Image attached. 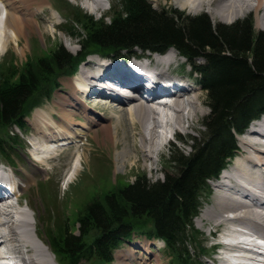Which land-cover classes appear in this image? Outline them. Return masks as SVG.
Instances as JSON below:
<instances>
[{
    "label": "trees",
    "instance_id": "16d2710c",
    "mask_svg": "<svg viewBox=\"0 0 264 264\" xmlns=\"http://www.w3.org/2000/svg\"><path fill=\"white\" fill-rule=\"evenodd\" d=\"M78 30L71 33L80 45L76 57L62 45L39 51L22 68L10 71L0 65V128L20 122L40 98L57 85V78L89 52L104 54L164 51L174 47L188 60L202 58L197 66L206 91L209 114L202 123V138L184 155L171 150L169 174L150 182H134L94 198L76 221L79 236L59 227L50 238L56 255L67 264L82 259L109 261L110 250L136 232L162 239L175 264H193L188 251L192 217L199 195L208 189L206 179L216 175L232 155V130L241 132L264 113V32L253 28L251 16L232 24L212 23L204 13L190 16L176 9L155 10L149 0H120L108 22L75 12ZM8 71V73H7Z\"/></svg>",
    "mask_w": 264,
    "mask_h": 264
},
{
    "label": "bare ground",
    "instance_id": "6f19581e",
    "mask_svg": "<svg viewBox=\"0 0 264 264\" xmlns=\"http://www.w3.org/2000/svg\"><path fill=\"white\" fill-rule=\"evenodd\" d=\"M178 1L181 2V5H185V7H188L192 11L202 6H207L209 7L208 11L213 13V15H218L222 21L225 22L234 19L237 14L247 7L252 8L257 13L262 11L263 13L257 19V25L259 28H264V0ZM0 2V12L3 10L6 15L3 28L0 31L2 51L6 46L13 43L15 46L18 45V50L16 48L15 50L18 51V54H21L24 46L20 47L19 42L22 38H24V40L27 38L29 33L28 28L33 25L31 23L30 25L28 22L34 17L36 20L38 18L42 19L40 21L41 23L45 21L37 11L38 9H32V5H29L34 2L35 5L40 7L39 10H41L45 5L44 0H0ZM91 4H85L84 9L92 12L96 7L100 6L98 0ZM211 4L216 5V8H211ZM36 25H39V22H36ZM147 54L149 53H140L136 54V56ZM175 58L176 53L169 52L166 60H163V68L160 69H167L171 72L175 71L196 82V79L191 76L190 72L184 70L182 62H180L181 64L177 62V66L171 68L175 61L172 60ZM97 61L98 57L91 58L85 62L84 67L91 68V66L97 65ZM165 66L167 68H165ZM97 69L98 68H92L90 70L82 69L76 76L74 75L71 78L65 79L62 82L65 87L60 88L61 93H58L57 98L55 97L53 100L51 109L48 112V117L41 110H36L33 113L35 129L33 127L34 134L32 137L34 136V138L33 142H30V147L35 155L29 157L32 159L30 164L24 161V163H21L20 167L11 166L12 174L23 182V184L19 186L20 193L17 194L14 192V197L18 205L21 204V198L26 195L33 182L36 183L37 180H43L47 175L54 176L59 173L57 171L55 174H51L52 170L48 171L49 167H51V163L56 157L64 154L65 151L67 152L70 149H75V151H77L84 138L86 139L87 136L89 138L91 133L94 134L97 138L96 141L99 145H102V147L108 149L110 148L109 145H111L115 150L119 149V153H116L115 159H113L115 163L117 162V166L121 164L123 167H131L132 165L140 163L142 161L141 159H143L149 162L146 168L152 172L156 171L153 166L155 163L154 156L160 154L164 144L168 141L165 140L166 127H169L175 134L182 130L185 132L186 129L192 125L201 110L202 101L200 98V89H194L190 93L175 90L162 91L157 94H152L149 101H145L141 97L136 99L123 98L122 100L120 99L121 102L116 103L114 100L98 97V102H92V88L88 90L85 87L84 80L87 81L94 77L98 73ZM65 88L66 91L62 93V90ZM167 98H169V100L165 103L163 100ZM156 105H158V107H156ZM168 110L174 112L175 116L173 118L167 116ZM160 124H164V129L161 134H157L158 132H156L155 128ZM262 132L263 136L255 133V131L253 132V130L247 132L248 140L240 142L242 150L238 151V154L241 153L236 159V166H234L232 174L228 176L222 175V178L226 177L229 183H226L224 180H219L214 185V193L209 205L210 208L206 210L203 209L202 211H205L201 212L200 220H202V217H205L213 221L214 224L216 223L217 226H219V221L225 219L226 213L236 212L238 216L236 221L247 231L246 233L228 232V244L223 246V249L228 252L241 249V243H244V241H251L252 237L255 235L264 238V217L256 210L255 202L250 201L246 197H238L236 193L242 191L244 194L252 195L253 199H257L260 192L264 193V141L262 140L264 139V129H262ZM136 136L139 137L140 141V149L138 151L133 149L136 148L134 143ZM60 142H67V144L63 145ZM87 142L88 140L86 143ZM75 151L74 156L78 155V152ZM21 152L28 154L27 151ZM63 156H66V154ZM60 158L58 159L59 163ZM80 160L82 166L83 160L82 158H80ZM69 162L67 163V167L61 171V178L67 176L72 170L71 162ZM26 165L29 166V169ZM52 169H56V167H52ZM80 169L81 167H77L74 170L75 178L81 171ZM40 170H44L48 173H40L38 176L34 177L33 174H35V172L39 173ZM34 178L35 180L32 181ZM74 180H72V182ZM13 181L18 182L15 179ZM26 206L31 210V220L25 224L27 237L26 239H22L19 237V234L15 232L17 229L15 221L11 220L15 211L1 204L2 208H0V214L4 216L6 222L3 224L2 228H0V234L4 237V244L0 243V247L2 245L9 247L11 252L18 257H23L24 254L29 255L25 264H55V261L49 257L50 250L46 248L47 245L45 240L39 235L37 228L34 230V227H37V221L34 216L36 213L34 210L30 209L28 205ZM19 226L23 227L24 224L21 223ZM33 230L38 243L42 246L41 250L31 241V232ZM241 236H246L245 240L239 238ZM144 253L150 254V252L146 251H144ZM34 257H48L49 262L34 263ZM132 257L135 256L131 254L129 257H126L122 254H115L116 264H125L121 260H129ZM135 258L139 260L142 259L143 261L149 259L145 255H139ZM133 260L134 259H131V261ZM250 260L251 262L240 261L239 264H253L252 262L254 260L252 258ZM218 264L232 263L230 262V258H228L219 261ZM262 264L264 263L262 262Z\"/></svg>",
    "mask_w": 264,
    "mask_h": 264
},
{
    "label": "rangeland",
    "instance_id": "374dc122",
    "mask_svg": "<svg viewBox=\"0 0 264 264\" xmlns=\"http://www.w3.org/2000/svg\"><path fill=\"white\" fill-rule=\"evenodd\" d=\"M83 1L84 0H68L67 2H69L70 5H72V6H77L78 8H81L84 12L93 15L95 18H99L98 13H95V14L89 13L90 11L88 12V11H86L87 9L85 10L83 8ZM109 1H113V0H109ZM151 1L153 3V7L156 9H159V8L176 9L178 11H183L189 15H197L200 13H206L209 16V19L212 23H223V24H227V25L233 23L234 21H237L239 19L244 18V16H238V15L240 13L244 12L245 11L244 9H246V8H244L242 10V12L237 14V16L234 19H232L231 21L225 22V21H222V19L218 15H213V13H211L210 11L207 12V8L209 10V7H207V6H202L199 9L192 11L188 7H185V5L184 6L181 5V2L178 0H151ZM44 4H45L44 5L45 7L43 6V8H42L43 10L42 9L39 10L40 7L35 5L34 2L30 3V5H29V6L32 5L31 6L32 9H38L37 11L39 12L40 16L45 21L44 22L42 21V23H41L40 21L42 19L38 18L36 20L34 17V18H31L32 20L30 22H28L29 24L31 23L33 25L30 24L31 26H30V28H28L29 33H28L27 38L25 40H24V38H22L19 42L20 47L24 46V49L22 51L23 54H22V52H21V54H18V51L15 50V48L18 50V47H17L18 45L15 46L13 43L10 44L9 46H6V48H4V50L2 51V44L0 43V50H1L0 57L2 59L4 58L5 61H9V60L14 61L17 64L18 69H20V66L22 63L26 62L29 59H33L34 58L33 55H37L39 48H42L45 51L47 49L56 48L59 44H61L63 47L66 48L67 51H69L72 54H75L79 50L77 40L75 41V39H73V38L67 36L65 33L59 31V29H62L63 31L66 32L68 29L65 27V23H63V19L61 18V16L54 10V8L56 9L58 6L56 4L55 0H44ZM103 4H104V7L107 8L109 6L108 0H105L103 2ZM213 5L214 4H211V8L213 7L215 9L216 5H214V6ZM262 13H263L262 11H259L258 13L255 10L251 11V14L253 15V18H254V28L257 31H264V28H262V27L259 28L257 25V19ZM63 14H64V12H63ZM107 14L110 15V12H108ZM36 22H39V25H36ZM56 25H59V26H56ZM40 27H42V28H40ZM43 29H44V33H43ZM174 60H175V62H178L179 64H181L179 61L176 60V58L173 59L172 61H174ZM178 60L183 61V58H181L179 56ZM192 61H193V63L195 62L194 63L195 65H197L198 62H200L197 60H192ZM11 67L17 68L14 65V63L11 64ZM180 71H181V69H180ZM79 72L80 71H78L77 74ZM66 78H68V77L60 78V82H61L60 88L65 87V86H63L62 82ZM196 78H198V77L196 76ZM60 88L58 90L54 91L52 93L50 99L48 101H45V102L43 101L41 106L39 107L41 109V111L43 110V112L45 114H47L49 112V110L51 109L53 100L55 99V97L57 98L58 93H61ZM65 91H66V88L64 90H62V93ZM59 95H61V94H59ZM200 98L202 101L201 110L199 111V114L196 117V119L193 121L192 125L189 128H187L185 132H184V130H182L179 133L177 132V134H179V136L181 138V141H177V140L176 141H171V140L166 141V143L164 144V147L162 148L160 154L154 156L155 163L153 166L155 167L156 171L152 172L148 168H146V166L148 165L149 162H146L143 159H141L142 161L140 163H137L136 165H132L131 167L128 166L129 168L123 167V165H121V164H119V166H117L116 165L117 162L115 163V161H113V159H115L116 153H119V149H117L118 150L117 151L111 145H109L110 148H108V149L102 147V145H99V143L96 141L97 138L94 136L93 133H91V135H90L89 144H88V142L86 143V141L88 140V136H87V138L85 140H83L81 146L79 147V149L77 151H75V149H70L67 152L65 151L64 154L56 157L54 159V161L51 163V167H49L48 171L52 170L51 174H55L57 171L59 173L55 174L54 176H51V179L48 182H46V184H44L46 188H48L52 191L54 190L55 192H56V189L61 188V181L59 182V184H57V182H58V180L62 179L60 177L61 171L67 167V163L74 156V151L78 152V156L80 158H82V160H83L82 162H85V163H83V166H82L83 171L79 172L80 175L78 174L79 175L78 180L76 181V179H77V177H76L75 180L72 182L73 184L70 185L69 189H67L65 191V193L62 197H61V195L60 196L58 195L59 200L55 206H53L50 203V200H51L50 198H49V200L46 201V198L44 197V195H41L40 193H39V196L37 195V189L40 186L39 184H37L36 186H33L32 192H33V195L34 196L36 195V198L38 199L39 213H43V212L48 213L49 208L52 207L53 211H54L53 214L55 216L54 218L59 219L60 221H64V219L66 217L65 216V213H66L67 215H69L70 220H72L74 218V212L78 211L82 206L88 204L90 202V200H93L94 198H100V197L103 198V196L106 192H109V191L113 192L114 190H116L115 187H113L111 185L112 175L116 177V179H117L116 186H119V187H120V185L122 187V186L126 185L127 183L130 184V183L134 182L138 176H140V177L144 176L145 179L150 181V182H154L155 180H161L165 173L169 174L172 170L169 167L171 150H177V151H180L181 153H183L184 155H187L190 152V150H191L190 147L194 144V142L199 141L204 134L205 129L202 127L201 124L203 123L206 116L209 114L204 91H202V94L200 93ZM92 101L94 102V100H92ZM89 104L92 105L91 103H89ZM103 116H106V115H103ZM33 121H34V119H33ZM27 122L29 124V128L25 134L26 136H24L23 140H21L22 141V143L20 144L21 146L17 147L13 151L15 153L17 152V155L19 156L20 159L23 158L22 157V155H23L25 161H27V163L30 164L32 159L29 157H31V155H35L34 151L31 149V151L28 154H25L23 152L20 153V151H27L28 150V148L25 146V144H27V142H30V136L34 133L33 131L35 129L34 122H32L31 119H28ZM33 127H34V129L32 130ZM121 137H122V135H121ZM33 138H34V136L31 138V143L33 142ZM135 139H134V143H135L136 148H133V149L138 151L140 149L139 137L136 136ZM31 143H30V145H31ZM122 144H123V141H122ZM240 153H239V155H240ZM65 154H66V156H63ZM76 157L77 156H75V159H76ZM59 158H60V163L58 162ZM119 163H121V162H119ZM26 167L29 169L28 165H26ZM52 167H56V169H52ZM40 173H48V172H46L44 170H40L39 173L35 172V174H33V176L34 177L38 176ZM23 179H24V177H23ZM34 180H35V178L32 181H34ZM27 188H29V187H27ZM40 189H39V191H40ZM212 197L213 196L211 195L210 198L204 199L203 208H206L208 206L206 203H208L212 199ZM31 201H32V198L29 201H27L28 202L27 205L29 206L30 209L34 210L36 213V206H34L31 203ZM208 208H210V206ZM208 208H206V209H208ZM63 209H64V212H63ZM204 211H202V212H204ZM34 216H35V219H36L37 224H38V222L40 221V217L39 216L36 217V215H34ZM200 218H201V214L199 213L198 217L194 220V227L200 234V242L204 241V243L206 242L205 245L210 246V244L213 243V239H211L209 236V233H211L210 228H214V229H216L215 231H219V226H217L216 223L214 224V222L211 221L210 219L202 217V220H200ZM55 220L50 219V220H48L47 223H45L43 225V228H42L43 237L47 240V243H48L47 237L49 236V233H50V227L49 226L51 223L54 224ZM35 228H37V227L35 226L34 230H35ZM37 230H38V228H37ZM208 231H210V232H208ZM44 233L46 234V236ZM239 238H241V237H239ZM243 240H245V239H243ZM132 243H135V244H132ZM195 244L198 245L199 242L196 241ZM194 247H195V245L193 247L189 248L190 252L192 254L195 253V250L193 249ZM148 249L153 251V252H151L150 255L145 254L148 258H150L149 260L143 261L142 259L139 260V259H136L135 257H132L129 259L130 261L128 259H126L125 261H123V260H121V261L125 264H169L168 263L169 254H168L167 250L165 249V247L163 246L162 243H160L159 241H156V240H147L146 238H139L136 236L133 237L131 242L123 243L120 246V248L117 251H115V254H122L126 257H129V255H131V254L138 256V255H142L144 253V250H148ZM133 251H135V253H133ZM148 252H149V250H148ZM196 253L198 254V249H196ZM212 258H214V257H212ZM131 259H134L133 261H135L136 263L131 261ZM115 264H116V262H115ZM201 264H214V262H212L211 260L202 258Z\"/></svg>",
    "mask_w": 264,
    "mask_h": 264
}]
</instances>
